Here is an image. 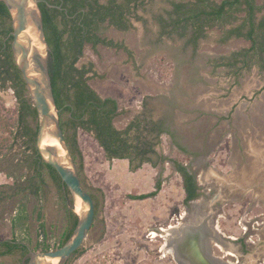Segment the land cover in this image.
I'll use <instances>...</instances> for the list:
<instances>
[{
  "label": "rangeland",
  "instance_id": "374dc122",
  "mask_svg": "<svg viewBox=\"0 0 264 264\" xmlns=\"http://www.w3.org/2000/svg\"><path fill=\"white\" fill-rule=\"evenodd\" d=\"M171 8L170 0L140 1L126 13L125 29L104 23L99 32L119 46L85 44L76 63L91 64L88 84L100 96L116 99L114 126L123 129L139 119L138 134L153 151L147 153L150 161L131 169L129 159L108 158L93 132L78 128L80 154L74 159L83 186L95 197V218L79 251L65 264H180L168 246L175 229L167 228L208 208L215 210L222 234L235 238H223V251L216 253L230 251L242 260L240 252L246 261L264 264V70L238 62L235 76L236 68L218 65L223 56L250 45L243 37L224 39L243 13L232 24L207 28L193 45L188 35L162 32L159 18H167ZM25 95L30 99L28 91ZM15 107L12 89L3 83L0 115L8 117L16 136L0 127V138L6 139L0 157V240L29 237V247L39 251L34 247L45 238L53 249L67 225L65 201L48 176L40 195L28 189L32 144L15 121ZM162 121L170 133L158 131ZM27 122L37 126V119ZM175 162L194 170V203L185 199ZM22 202L28 230L13 233L11 222ZM66 206L75 210L71 196ZM39 219L45 223L44 238L38 234ZM27 260L16 253L0 257V264Z\"/></svg>",
  "mask_w": 264,
  "mask_h": 264
},
{
  "label": "trees",
  "instance_id": "16d2710c",
  "mask_svg": "<svg viewBox=\"0 0 264 264\" xmlns=\"http://www.w3.org/2000/svg\"><path fill=\"white\" fill-rule=\"evenodd\" d=\"M140 1L142 2V0H107L102 3L100 0H40L38 3L45 40L49 45L48 70L52 91L59 109L61 127L74 158L80 154L76 132L78 128H82L93 132L110 159L127 158L130 160L131 169H135L142 162L150 161L147 153L153 151V145L140 137L141 121L132 120L123 129L115 127L113 118L118 109L116 99L111 96H100L88 84V77L85 74L92 70L91 64L82 67L76 64L83 53L85 44L95 47L101 42L119 46L120 44L100 36L99 32L104 23L126 28L129 25L126 13L137 6ZM170 4L172 8L166 12L167 18H159L163 28L162 32L177 33L180 37L188 35L187 40L193 45H197L199 38L205 37L207 28L216 24L219 26L232 24L235 20H239L237 14L243 13L239 23L226 30L224 39L230 36L243 37L250 41V45L241 51L233 52L228 57L223 56L224 62L218 65L236 68L235 75H238L240 69L237 67L238 62L248 67L257 65L259 69L264 70V0L262 3H257V0H221L218 3L213 0H170ZM8 13L6 5L0 0V18L4 22L6 18L10 19ZM11 30V24L0 27V47L3 53L0 58V79L3 83L9 80L12 82L11 86L17 97L15 121L22 125V132L27 137V142L33 143L37 126L34 129L31 128L27 118L37 119L36 109L25 95L27 88L13 59L10 49L12 34L6 40L7 43L3 41V37ZM10 68H13L11 73ZM64 114L65 117H63ZM164 123V121L158 123L160 126L158 131L170 133ZM0 127L3 131L9 130L13 137L16 136V131L10 128L8 117L0 115ZM4 140L6 139L0 138V157L5 147ZM34 152L30 155L33 174L29 179L28 189L33 194L40 195L43 191L45 176H48L56 183L57 190L65 201L67 225L60 246L73 233L78 216L71 207L66 206V200L70 194L58 172L52 165L44 162L40 156L34 157ZM135 160L137 164H134ZM175 167L184 179L186 201L197 197L198 188L195 176L190 174L181 162H175ZM147 195L149 194H142L141 197ZM92 197L95 200L93 195ZM25 209V202H22L11 222L13 233L18 230L27 232L28 216ZM41 216L42 212L38 211V217L41 218ZM40 220L38 234L44 238L46 236L45 223ZM44 240L45 238L37 242L34 249L48 250L50 247L44 243ZM29 246V237L12 236L0 240V257L18 253L22 258L28 253ZM78 251L77 249L73 254Z\"/></svg>",
  "mask_w": 264,
  "mask_h": 264
},
{
  "label": "water",
  "instance_id": "95a60500",
  "mask_svg": "<svg viewBox=\"0 0 264 264\" xmlns=\"http://www.w3.org/2000/svg\"><path fill=\"white\" fill-rule=\"evenodd\" d=\"M2 1L11 17V49L14 61L21 72L37 113L35 149L40 158L58 172L73 201L78 198L82 204L80 212L74 210L78 216L77 224L71 236L63 244L42 251H34L30 248L25 257L28 256L27 264H50V259H57L56 264H63L80 248L93 225L94 199L82 184L76 161L61 127L59 109L54 99L48 70L49 45L45 40L42 15L38 5L40 0ZM38 41L41 46H38ZM45 136L53 137L55 142H44ZM190 226L185 225L184 231L182 230L184 234ZM174 229L175 233L176 228ZM186 238L187 236L184 237V241ZM191 244L194 245L193 242ZM168 246L174 258L179 261L175 247L172 244ZM203 258L200 256L198 261L204 262ZM179 262L181 264V261Z\"/></svg>",
  "mask_w": 264,
  "mask_h": 264
},
{
  "label": "flooded vegetation",
  "instance_id": "af4514ba",
  "mask_svg": "<svg viewBox=\"0 0 264 264\" xmlns=\"http://www.w3.org/2000/svg\"><path fill=\"white\" fill-rule=\"evenodd\" d=\"M213 1L218 3L221 0H219V1L213 0ZM9 18L10 19L6 18L5 22L2 20V18H0V27H2V26L6 27L7 24H11L10 14H9ZM111 26H114V27H116L118 29H122V30L125 29L123 27H119V26H115V25H111ZM11 31H9L7 33V35L4 36L5 38L3 37V41L8 40V37L11 35ZM202 38H199V39H202ZM199 39H198V42H199ZM11 40H10V49H11ZM198 42H197V44H198ZM5 43H7V41ZM5 45H7V44H5ZM89 45L92 46L91 44H89ZM97 45L104 46L105 44L99 42L95 45V47ZM107 46H109V45H107ZM5 50L8 51V49H5ZM11 51H12V49H11ZM2 56H3V53H2V49L0 47V58ZM13 59H14V57H13ZM1 68H3V67L1 66ZM12 70H13V68L9 69L10 73L12 72ZM9 71H8V73H9ZM90 72L91 71L87 72L85 74V76L87 77ZM7 83H8V86L12 89V92L14 94V98H15L16 103H17V97L15 96L14 88L11 86L12 82L9 80V81H7ZM2 84H3V82L0 79L1 87H2ZM158 126H159V124H157V127ZM159 128H160V126L158 127V129ZM34 142L31 143L32 146L29 147L32 152H34V150H35ZM34 153H35L34 157L39 156L37 151H35ZM176 170H177V168H176ZM187 171L190 174L195 176L194 170L187 168ZM195 179H196V177H195ZM182 180H184V179H182ZM196 182H197V180H196ZM197 185H198V183H197ZM252 185L258 187V183L257 184L252 183ZM197 191H198V189H197ZM185 197H186V195H185ZM197 197H195V198H197ZM195 198H191L187 202L194 203ZM195 204H197V203H195ZM214 211L211 208H208L207 212L200 211L198 213H195L192 218L188 219L181 226H180V223H178V225L175 226L176 232L171 235V239H170L169 243H171L172 246L175 247V250H176L177 255L179 257V261H181V263H183V264H256V261L255 262L252 260L246 261L245 257L240 252H239V254H241V256L243 257L242 260H240L239 258H235V256H237V255H234L233 253L232 254L229 253V255H227L226 252L222 255H219L216 253L217 251H221L220 250V248H221L220 243H222L223 245L226 243L225 240L223 239V238H226V236H224L222 234L221 230L219 229V225H217V223H216V215H215ZM185 225H191L190 228L185 232L186 234H184V232H183ZM185 236H187V238L184 241ZM227 238L232 239V240L235 239L232 236H228ZM190 240H191V243L193 242L195 246L194 245L192 246V244L190 243ZM200 256L204 257L203 258L204 262L202 261V263H201V261H198V258H200ZM173 257H174V255H173Z\"/></svg>",
  "mask_w": 264,
  "mask_h": 264
},
{
  "label": "bare ground",
  "instance_id": "6f19581e",
  "mask_svg": "<svg viewBox=\"0 0 264 264\" xmlns=\"http://www.w3.org/2000/svg\"><path fill=\"white\" fill-rule=\"evenodd\" d=\"M44 140V142H47V143H53V142H55V140H54V138L53 137H51V136H45V138L43 139ZM74 205H75V211L76 212H80V210L82 209V204L80 203V201H79V199L78 198H76L75 199V202H74ZM169 228V229H168ZM167 228V231H170V230H173L174 228H175V226H170V227H168ZM165 229V228H164ZM155 235V234H154ZM165 237H167L166 235H165ZM220 246V245H219ZM218 246V247H219ZM222 249V248H221ZM223 250V249H222ZM227 253H231L230 251L229 252H227ZM49 262H50V264H56L57 263V259H50L49 260Z\"/></svg>",
  "mask_w": 264,
  "mask_h": 264
}]
</instances>
